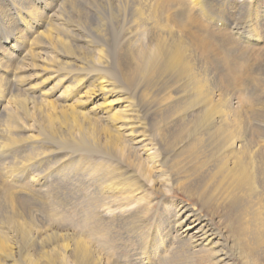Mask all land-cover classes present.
Masks as SVG:
<instances>
[{"label": "bare ground", "instance_id": "1", "mask_svg": "<svg viewBox=\"0 0 264 264\" xmlns=\"http://www.w3.org/2000/svg\"><path fill=\"white\" fill-rule=\"evenodd\" d=\"M3 1L17 16L0 8V25L14 40L9 49L0 46V159L30 150L15 168L40 189L49 185L47 174L78 177L91 188L90 205L102 220L129 221L147 213L150 190L169 194L175 188L198 196L200 210L182 202L173 207L177 232L166 245L157 243L163 235L157 228L151 245L136 248L137 257L126 264H168L175 258L195 264H264V116L244 113L258 104L247 89L264 92V76L256 72L264 71V1L44 0L58 7L64 21L45 30V14L34 5ZM206 6L219 19L239 12L242 20L235 29L219 26ZM16 21L35 30L34 44L13 30ZM78 37L99 46L98 52L74 46ZM60 50L74 56L64 61ZM5 59L19 63L13 67ZM59 64L93 72L59 79L50 72ZM30 67L41 81L25 83L30 77L21 74ZM66 78L72 83L64 87ZM11 85L15 91L22 86L40 92L41 99L13 93ZM63 87L62 103L47 99L49 90ZM32 119L37 134L23 135L33 130ZM22 120L31 123L21 125ZM51 144L65 151L57 163L51 158L55 149L39 151ZM33 166L47 174L30 176ZM13 177L0 170V201L8 200L0 204L5 214L0 264H121L95 248L111 242L95 224L87 241L22 220L19 205L27 204L19 196L20 204L15 203V191L24 187ZM203 208L209 215L202 214Z\"/></svg>", "mask_w": 264, "mask_h": 264}, {"label": "rangeland", "instance_id": "2", "mask_svg": "<svg viewBox=\"0 0 264 264\" xmlns=\"http://www.w3.org/2000/svg\"><path fill=\"white\" fill-rule=\"evenodd\" d=\"M261 1H264V0H261ZM21 3L25 7H28L30 5L29 3H31L32 5H34L35 8L39 9L40 11L43 12V14H45V16H44L45 22L43 23V26L41 27V29L43 28V30L48 28L50 23H55L57 25H62L64 23V21L60 17L61 14H60L59 9L56 5L50 4L48 7V6H46V2L44 0H22ZM0 6H1L0 8H3L7 11L9 17L14 16V19H15V17L17 16V12H16L17 10L13 9V12L11 13V11L9 9L8 1L1 2ZM208 9H209V7L206 6V10L209 13H211V15L214 16L216 19H218V21L215 18L211 17L210 15H209V17L211 19H213L215 23L217 22V24L219 26L227 27L229 29H231V28L235 29V25H238V23L242 20L240 14H238L239 12L235 13L234 16L232 15L233 17L232 16H230V17L225 16V18L222 17L223 19H219V18H221L220 15L218 16L219 17L218 18L215 13H212ZM228 13L229 12H227V14ZM68 22H70V20H68ZM224 22H227V23H224ZM16 23H17V21H16ZM125 26H126V24H125ZM23 28H24L23 25H20L17 23V26L13 27V30L15 32L25 34V36L28 37V39L30 40L31 45L34 44L33 41H34V38L36 37V33L33 35V32H35V30L32 29L30 32L29 29L27 30V29H25V28L23 29ZM86 31L88 32V30H86ZM1 35H3V36H1ZM0 36H1L0 37V46H2L4 48L6 47L9 49L8 43L10 42V44H13V41H14L13 35H11V32L4 30L2 28V26L0 25ZM81 39H83V38L78 37L77 42H75L74 46L80 47V48H83V49H86L89 51H93L94 53L98 52L99 46L95 45L94 47H91V46L87 45L86 42H83ZM37 42H38V40H37ZM18 48L14 49V51L18 52V50H19ZM109 48L111 49V46ZM33 49H35L34 51H39L41 53H43V52L46 53V51L51 53L50 50H48L46 48L43 49L42 46H33ZM236 51L238 53H240V50H236ZM236 51L234 53L235 55L238 54ZM14 55L15 54L13 53L12 56H10V58H14L15 57ZM57 55L64 61H65V59L70 60L74 56V55H71V56L67 55L65 52H62L61 50L57 52ZM51 58H53L52 54H51ZM74 58H76V57H74ZM109 59H110V57H109ZM28 60H29V58L24 59L23 61L27 62ZM5 61L7 64H9L13 67L18 65V63H19V62L14 63L11 59H5ZM21 64H22V62L20 63V65ZM61 68H62V70H61ZM86 68H88V69H86ZM254 68H256V67H254ZM51 69L52 70L50 72H52V76L54 74V77H57V78L60 77L59 79H61L62 76L64 77V75H68L70 73H71V75L72 74L77 75L79 73L77 76L82 77V75L85 73L88 74V73L93 72L92 68H90V67L76 68L75 66H73L72 68H68V67L66 68L65 66H62L60 64L58 67L51 68ZM54 69H56L58 71H54ZM63 69H65V70H63ZM81 69H82V71H81ZM38 70H40V69H38ZM34 71L35 70L30 67V69H28V68L26 69L25 73L21 74L23 76V78L26 77V75H28V77H30V79L25 78V80H26L25 83L33 84L35 82L37 83V82L41 81L40 78H37V76L35 74H33ZM258 71L256 70L257 74L259 73L258 74L259 76H260V74H261V76H264V74L262 73L264 71H262L261 69ZM260 71H262V72H260ZM54 72L55 73L57 72L56 76H55ZM43 73L44 72H42V75H43ZM47 75H48V73H47ZM38 76H40L39 73H38ZM88 76H89V74H88ZM88 76H87V79H88ZM89 80L91 81L92 79L90 78ZM71 81L72 80H69L68 78H66L63 80L62 85H64V87H65V85L68 86ZM44 86H45L46 90H48L47 88L50 87V85H48V84H44ZM64 87L59 88L55 91L49 90L50 93H49L47 99L53 100L54 103L57 102L56 104L62 103L64 98H66V96H67V94L66 95L63 94V93H65V91H63ZM20 88H21L20 90L15 91V88L11 85V89L13 90V93H17L18 91H20V92H22L23 96L29 97L31 99V101H35V102H38L41 99L40 97L42 94H40V92L39 93L36 92V94H35V93H31L33 91H30V90H22L23 89L22 86ZM247 92L249 93V95L252 98H254V100H253L254 103L259 104V105L257 104L258 107L256 106V108L257 109L260 108V109L257 110L255 108L256 110H254V112H252V109L244 111L245 115L248 114L249 116H255L256 114H258V115L264 116V108H262L264 105V96H263L264 92L261 94L259 93L260 94L259 95L257 93L256 89H253V88L247 89ZM247 92H246V94H248ZM38 96H40V97L38 98ZM60 96H61V98H58ZM234 103H235V101L233 102V105L235 106ZM260 110L261 111L263 110V111L260 112ZM257 112H260V113H257ZM0 121H1V118H0ZM31 122H33V123H31ZM31 122H27V121H23V120L21 121V125H26V124H30V123H31V125L33 124L32 125L33 130L30 133L23 130L22 131L23 135H29V134L35 133V134H32L35 136L37 134L35 131V126L37 124V121L35 119L34 120L32 119ZM22 133H21V135H22ZM40 150L41 151L45 150L46 152H47V150L48 151L51 150L52 153L55 151V153L53 154V157H51L53 159L52 161H54V163L59 162L57 160H60L61 157L63 159V155L65 154L64 153L65 151L63 149H61V147L57 148L53 144L46 145V146L40 148L39 151ZM27 151L30 152V150H27ZM27 151L25 152L22 150L19 153H17V155L16 154H10V155H8L6 157H2L0 159V170L4 169L7 171H11L12 175L14 176L13 177V179L15 181L14 183L17 184L19 182L21 185H18L19 183L17 185L20 186L21 188L24 187L23 190H21V191H15L16 192L15 200L20 197L21 198V199L19 198L21 200L20 202H22L23 201L22 199H24V203L27 204V205H23V204L21 205L19 202V199L17 201H15V203L17 205L20 204L19 205L20 208L17 206L16 207H17V209L19 208V211L21 210L20 211L21 212L20 217L22 218V220L33 225V227L40 228L41 230H44V231H45V229H48V228L49 229H55V230L61 231V232L66 231V232H69L71 234H74L75 237H81L87 241H90V238H91L90 232H89L90 231L89 226L91 227L92 225L95 224V227H97L99 229V231H101L102 234H104V236H105V234H107L108 236L106 235V237H109L111 239V242L109 245L105 246L102 243L98 242L95 248L103 256H107V254H110V259L112 261H113V257H114L119 262L121 261V264H126L128 262L127 260L130 259L131 257L132 258L137 257L136 252H135L136 248L141 247V245H145V243H148V245H151V243H149V242L153 241L152 236L154 233H156L155 230H157V228H160L161 231L163 232L162 240L159 241L157 239V243L159 242L162 246H164L171 240V236L177 232V228H176V224H175L176 218H175V214H174V210H173L174 206H176L177 204H180L182 202L184 204L188 203L187 205H190L191 207L195 208L196 210H200V208H201L199 198L194 193L178 191L174 188L173 193H169V194H161L160 193L159 194V192L157 193V191L155 192V191L149 189L150 191H148V192H150L151 194L149 193V196L147 199L151 200V201L149 203V207H148L149 210L147 213H144L141 216L139 215L135 219H132L129 221L120 220V221L114 222L112 220H109L110 217H105L104 218L105 221H104V220H102V218L101 219L99 217L96 218V216L94 214V209L90 205L89 196L91 195V192H90L91 188L89 189V187L86 186V184H84L81 181V179L79 180L78 177H74V175L70 174V175H68V177H67V175H65L64 176L65 178L60 177L61 179L58 177L60 179L59 180L57 178L58 174H52L51 173L48 175L47 173H45V170H44V171H42V173H44L45 175L47 174L46 183H49L48 186H52V187L56 186V185H58V186L54 187V189H52L51 187L47 188L48 186H44L43 189H40V188H38V186L34 185L33 182H30L31 180H29L30 178H27V176H28L27 174L24 176H20L18 174V172L16 171V170H18V168H15V166H17V165L21 166L20 165L21 162L25 163L24 156L25 157L29 156V152H27ZM61 152H63V153H61ZM19 155H22V156H19ZM55 161H57V162H55ZM67 162H69V161H67ZM23 167L24 166H22L20 169H22ZM39 169L41 171V168L38 166H33L32 168H30V170H31V171L29 170L30 176L33 177V175L35 174L34 176L38 177L39 176L38 173H41L39 171ZM41 174H40L41 177H42V175L44 176V174H42V175ZM17 180H19V181L17 182ZM28 180H29V182H28ZM1 182H2V179L0 178V184H1ZM59 182H61L62 184ZM31 183L33 184V186H31ZM28 184H30V185H28ZM62 186H64V187H62ZM169 186H170V184H168L167 186H163V187L168 189ZM45 188L48 189L49 193L47 192V189H45ZM63 188L64 189L67 188L69 190H67V189L64 190ZM27 189L28 190L31 189L29 191L30 192L33 191V192H31V193L29 191L27 192L26 191ZM50 189H51V191H50ZM60 189H61V191H60ZM45 190H46V193H48L49 195L44 193ZM24 191L26 194L24 193ZM52 191H54V193ZM40 192H41V194H38ZM61 192H62V194H61ZM87 192L90 195L87 194ZM35 193H36V195H35ZM50 194H53V195H50ZM24 195L27 196L26 200L28 202L25 200ZM32 195H34V196H32ZM41 195H43V196H41ZM61 195H62V197H61ZM17 196H19V197H17ZM7 202H8V200L4 199L3 201L2 200L0 201V204L3 206L4 203H7ZM22 206H23V208H22ZM24 207H26V208L24 209ZM56 208H57V210H56ZM2 214H0V220L2 218H4L5 214L4 213H2ZM202 214L203 215H206V214L209 215V212L206 208L205 209L203 208ZM98 219H99V221H98ZM0 225H2V224L0 223ZM214 226H215V228H218V227H220V224L216 222V223H214ZM0 231L3 232L4 228L0 227ZM112 236H113V238H111ZM114 246L116 248H113ZM177 250H179V247L177 248ZM30 253L33 254L34 256H37L39 254L38 252H36L34 250H30ZM175 259H176V262H178V263H176V262L170 263L169 262L168 264H195L196 263V261L185 262L186 260H184L183 258H181L180 260H179V258H175ZM181 260L183 263H179Z\"/></svg>", "mask_w": 264, "mask_h": 264}]
</instances>
